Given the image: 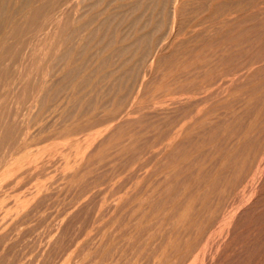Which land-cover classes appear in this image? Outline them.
<instances>
[{
	"label": "rangeland",
	"instance_id": "374dc122",
	"mask_svg": "<svg viewBox=\"0 0 264 264\" xmlns=\"http://www.w3.org/2000/svg\"><path fill=\"white\" fill-rule=\"evenodd\" d=\"M49 1L1 65L0 264H264V0Z\"/></svg>",
	"mask_w": 264,
	"mask_h": 264
},
{
	"label": "bare ground",
	"instance_id": "6f19581e",
	"mask_svg": "<svg viewBox=\"0 0 264 264\" xmlns=\"http://www.w3.org/2000/svg\"><path fill=\"white\" fill-rule=\"evenodd\" d=\"M12 1V3H7V5L5 6V5H1V6H5V9L3 8V7H1L0 8V17H1V19H0V43L2 44L1 46H0V79H1V76H2V72L3 71H5V69H6V67L4 68V70H3V67L1 66L3 63H4V61H6L9 57L10 58H12V57H17V56H19L20 54L19 53H21V48L22 47H24V45H26L27 44V42L30 40V39H32L33 38V34H34V36L36 35H40V34H35L36 32L35 31H39L41 28H40V26L39 25H41L42 26V29H43V24L45 23L46 24V22H47V20H48V17L50 16H48V12H45L44 13V9L45 8H47L48 6H47V4H48V1L49 0H29V9H27V11L26 12H24L25 10H23L22 11V9L20 10V6H18L17 5V1L18 0H11ZM54 1V0H53ZM52 1V2H53ZM58 3H59V1H62V0H56ZM67 1V0H66ZM98 1V0H97ZM113 1V0H112ZM117 1V0H116ZM148 1V0H147ZM146 1V2H147ZM159 1V0H158ZM173 1V0H172ZM175 1V0H174ZM179 1V0H178ZM188 1V0H187ZM192 1V0H191ZM2 2V1H1ZM49 2H51V1H49ZM57 2H53V3H55V6H56V8H57ZM63 2H65L64 0H63ZM62 2V3H63ZM84 2V1H83ZM101 2H103V1H101ZM133 2V1H132ZM220 2V1H219ZM260 2V1H259ZM262 2V1H261ZM19 4L20 3H23V0H22V2H21V0L18 2ZM26 3V2H25ZM61 3V4H62ZM66 3V2H65ZM64 3V5L63 6H65L66 4ZM68 4H69V2H67ZM79 3V2H78ZM92 3V2H91ZM107 3H108V0H107ZM145 3V2H144ZM163 3V2H162ZM175 2H173V4H174ZM49 4H51V7H52V3H49ZM48 4V5H49ZM73 4V3H72ZM84 4H86V3H84ZM113 4V3H112ZM155 4V3H154ZM158 4H159V2H158ZM198 4H199V1H198ZM209 4V3H208ZM256 4H261L262 5V7H263V4L262 3H256ZM255 4V5H256ZM22 5H24L23 7L25 8L26 6H25V4H21V6ZM95 5V4H94ZM120 5V4H119ZM118 5V6H119ZM162 5V4H161ZM177 5H179V4H177ZM249 5V4H248ZM47 6V7H46ZM50 6V5H49ZM55 6H54V8H55ZM61 6V5H60ZM59 6V8L57 9V10H59V12H64V8H63V6H61L64 10L63 11H60V7ZM86 6V5H85ZM110 6V5H109ZM115 6V5H114ZM117 6V5H116ZM123 6V5H122ZM122 6H121V8H122ZM128 6V5H127ZM133 6V5H132ZM140 6V5H139ZM142 6V5H141ZM141 6H140V8H141ZM163 6V5H162ZM166 6V5H165ZM171 6V5H170ZM191 6V5H190ZM214 6V5H213ZM66 7V6H65ZM129 7V6H128ZM127 7V8H128ZM152 7V6H151ZM156 7V6H155ZM189 7V6H188ZM257 7H259V6H257ZM103 7L101 6V9H102ZM111 8V7H110ZM118 8H120V7H117V9ZM120 8V9H121ZM129 8H131V7H129ZM149 8V7H148ZM162 8V7H161ZM174 8V10H175V7H173ZM173 8L171 7V9L173 10ZM181 8V7H180ZM190 8V7H189ZM188 8V9H189ZM225 8V7H224ZM229 8V7H228ZM3 9H4V11H3ZM49 9H50V7H49ZM77 9H78V7H77ZM100 9V8H99ZM114 9H116L115 7H114ZM138 9V8H137ZM152 9H154V8H152ZM169 9V8H168ZM176 9H178L177 8V6H176ZM192 9V8H191ZM258 9H260V8H258ZM262 9V8H261ZM261 9H260V11H261ZM51 11H52V8L50 9ZM50 10H47V11H50ZM55 10V9H54ZM54 10H53V12H54ZM110 10V9H109ZM124 10V9H123ZM130 11L132 10V9H129ZM136 10V9H135ZM155 10V9H154ZM153 10V11H154ZM158 10H159V8H158ZM157 10V11H158ZM174 10L172 11V16L171 17H173L175 14H176V16H177V13L178 12H174ZM245 10V9H244ZM2 11H3V13H2ZM77 11V10H76ZM92 11V10H91ZM97 11V10H96ZM107 11V10H106ZM133 11V10H132ZM170 11V10H169ZM217 11V10H216ZM258 11V10H257ZM263 12H264V8H263V10H262ZM262 11H261V13H262ZM20 12H24V13H20ZM52 12V13H53ZM147 12V11H146ZM199 12V11H198ZM224 11H222V13H223ZM226 12V11H225ZM234 12V11H233ZM56 13V15L57 16H59L60 14H58L56 11L54 12V14ZM109 13V12H108ZM117 13V12H116ZM119 13V12H118ZM131 13V12H130ZM145 13V12H144ZM143 13V14H144ZM193 13V12H192ZM259 13V12H258ZM139 14V13H138ZM156 14V13H155ZM168 14H171L170 12L168 13ZM260 14V13H259ZM264 14V13H263ZM63 15V14H62ZM61 15V16H62ZM90 15V14H89ZM96 15V14H95ZM113 15H115V14H113ZM132 15V14H131ZM137 15V14H136ZM141 15V14H140ZM147 16H148V14H146ZM179 15V14H178ZM182 15H184L183 13H182ZM214 15V14H213ZM224 15V14H223ZM52 16V15H51ZM100 15H98V17H99ZM125 16V15H124ZM151 16V15H150ZM198 16H199V14H198ZM229 16V15H228ZM261 16V15H260ZM52 17H54V16H52ZM60 17V16H59ZM58 17V18H59ZM106 17V16H105ZM109 17H111V15L109 16ZM109 17H107V18H109ZM113 17V16H112ZM182 17V16H181ZM181 17H179V18H181ZM212 17V16H211ZM215 17V16H214ZM230 17V16H229ZM121 18V17H120ZM126 18V17H125ZM139 18H140V16H139ZM151 18V17H150ZM149 18V19H150ZM157 18V17H156ZM178 18V19H179ZM206 18V17H205ZM217 18V17H216ZM93 18H91V20H92ZM104 19V18H103ZM102 19V20H103ZM106 19V18H105ZM141 19H142V15H141ZM152 19V18H151ZM169 19V18H168ZM214 19V18H213ZM235 19V18H234ZM261 19V18H260ZM51 20H53V18H51ZM66 20V19H65ZM94 20V19H93ZM121 20V19H120ZM172 21H173V18L171 19ZM203 20V19H202ZM206 20H207V18H206ZM217 19H215V21H216ZM262 20H264V19H261V20H259V23L262 21ZM55 21V20H54ZM89 21V20H88ZM106 21H107V19H106ZM109 21V20H108ZM107 21V22H108ZM111 21H112V19H111ZM110 21V22H111ZM123 21V20H122ZM171 21V22H172ZM186 21V20H185ZM187 21H188V19H187ZM253 21V20H252ZM251 21V22H252ZM49 22V21H48ZM52 22V21H51ZM90 22V21H89ZM88 22V23H89ZM113 22V21H112ZM136 22V21H135ZM174 22L176 23V19H175V21H173V25H174ZM197 22V21H196ZM83 23V22H82ZM85 23V22H84ZM91 23V22H90ZM134 23V22H133ZM138 23V22H137ZM204 23V22H203ZM207 23V22H206ZM248 23V22H247ZM262 23V22H261ZM260 23V24H261ZM45 24H44V26H45ZM50 24V23H49ZM56 24V23H55ZM71 24V23H70ZM128 24V23H127ZM141 24V23H140ZM149 24V23H148ZM152 24V23H151ZM197 24V23H196ZM213 24V23H212ZM263 25H264V21H263V23H262ZM63 25V24H62ZM98 25H99V23H98ZM144 25V24H143ZM166 25V24H165ZM177 25H179L178 23H177ZM177 25H176V27H177ZM180 25H181V23H180ZM205 25V24H204ZM209 25V24H208ZM111 26V25H110ZM159 26H161V25H159ZM167 27L168 26H170V25H166ZM183 26V25H182ZM49 27V26H48ZM67 27V26H66ZM82 27V26H81ZM105 27V26H104ZM112 27V26H111ZM134 27V26H133ZM137 27V26H136ZM166 27V28H167ZM195 27V26H194ZM196 27H198V25L196 26ZM206 27V26H205ZM256 27V26H255ZM254 27V28H255ZM262 27V26H261ZM40 28V29H39ZM109 28V27H108ZM108 28H106V29H108ZM116 28V27H115ZM199 28V27H198ZM263 28V27H262ZM42 29L39 31V32H41L42 31ZM70 29V28H69ZM112 29V28H111ZM217 29H218V27H217ZM251 29V28H250ZM253 29V28H252ZM49 30V29H48ZM67 30V29H66ZM85 30V29H84ZM97 30V29H96ZM125 30V29H124ZM219 30V29H218ZM217 30V31H218ZM69 31H72V30H69ZM155 31V30H154ZM205 31V30H204ZM64 32V31H63ZM109 32V31H108ZM120 32V31H119ZM123 32V31H122ZM156 32V31H155ZM191 32V31H190ZM210 32H211V30H210ZM43 33V32H42ZM99 33H100V31H99ZM118 33V32H117ZM124 33V32H123ZM212 33V32H211ZM79 34V33H78ZM77 34V35H78ZM95 34V33H94ZM98 34V33H97ZM96 34V35H97ZM132 34V33H131ZM134 34V33H133ZM140 34H141V32H140ZM149 34V33H148ZM152 34V33H151ZM150 34V35H151ZM181 34V33H180ZM196 34H197V32H196ZM199 34H202V33H199ZM210 34V33H209ZM43 35V34H42ZM66 35V34H65ZM68 35V34H67ZM80 35V34H79ZM78 35V36H79ZM143 35V34H142ZM154 35V34H153ZM198 35V34H197ZM246 35V34H245ZM45 36V35H44ZM69 36V35H68ZM145 36V35H144ZM161 36V35H160ZM41 37V36H40ZM110 38H111V36H109ZM114 37V36H113ZM121 37V36H120ZM124 37V36H123ZM146 37V36H145ZM155 37V36H154ZM174 37V36H173ZM192 37V36H191ZM34 38H36V37H34ZM74 38H75V36H74ZM83 38V37H82ZM109 38V39H110ZM143 38V37H142ZM141 38V39H142ZM149 38V37H148ZM163 38V37H162ZM45 39V38H44ZM104 39V38H103ZM120 39V38H119ZM156 39V38H155ZM161 39V38H160ZM159 39V40H160ZM172 39V38H171ZM41 40V39H40ZM137 40V39H136ZM173 40V39H172ZM171 40V41H172ZM254 40V39H253ZM100 41V40H99ZM124 41V40H123ZM133 41V40H132ZM144 41H146V40H143V42ZM152 41V40H151ZM151 41H148V42H151ZM216 41H217V39H216ZM31 42V41H30ZM128 42V41H127ZM126 42V43H127ZM131 42V41H130ZM135 43L137 42V41H134ZM142 42V43H143ZM147 42V41H146ZM162 42V41H161ZM173 42V41H172ZM177 42V41H176ZM175 42V43H176ZM187 42V41H186ZM236 42V41H235ZM241 42V41H240ZM108 43V42H107ZM138 43V42H137ZM136 43V44H137ZM165 43V42H164ZM77 44V43H76ZM87 44V43H86ZM96 44H97V42H96ZM152 44V43H151ZM161 44V43H160ZM159 44V45H160ZM185 44V43H184ZM187 44V43H186ZM237 44V43H236ZM242 44V43H241ZM75 45V44H74ZM139 45V44H138ZM41 46V45H40ZM39 46V47H40ZM127 46V45H126ZM144 46H146V45H144ZM163 46V45H162ZM38 47V48H39ZM119 47V46H118ZM159 47H161V46H159ZM182 47V46H181ZM184 47V46H183ZM212 47V46H211ZM221 47V46H220ZM41 48V47H40ZM101 48H103V47H101ZM234 48V47H233ZM34 49V48H33ZM68 49V48H67ZM124 48H122L121 50H123ZM128 49H129V47H128ZM131 49V48H130ZM132 49H134V48H132ZM160 49V48H159ZM181 49V48H180ZM192 49V48H191ZM205 49V48H204ZM256 49V48H255ZM76 50H77V48H76ZM80 50V49H79ZM107 50V49H106ZM127 50V49H126ZM147 50H148V46H147ZM167 50H168V47H167ZM207 50V49H206ZM237 50V49H236ZM109 51V50H108ZM112 51V50H111ZM151 50H149V52H150ZM158 51V50H157ZM160 51V50H159ZM191 51V50H190ZM264 51V50H263ZM37 52V51H36ZM66 52V51H65ZM71 52V51H70ZM73 52V51H72ZM103 52V51H102ZM113 52V51H112ZM123 52V51H122ZM125 52V51H124ZM182 52V51H181ZM22 53H24V52H22ZM43 53V52H42ZM68 53V52H67ZM66 53V54H67ZM104 53V52H103ZM111 53V52H110ZM157 53V52H156ZM163 53V52H162ZM189 53V52H188ZM136 54V53H135ZM142 54V53H141ZM192 54V53H191ZM29 55V54H28ZM59 55H61V54H59ZM68 55V54H67ZM83 55V54H82ZM134 55V54H133ZM24 56V55H23ZM32 56V55H31ZM49 56V55H48ZM47 56V57H48ZM131 56V55H130ZM140 56V55H139ZM146 56V55H145ZM182 56V55H181ZM209 56V55H208ZM257 56V55H256ZM33 57V56H32ZM42 57H43V55H42ZM55 57V56H54ZM59 57V56H58ZM83 57V56H82ZM109 57V56H108ZM150 57V56H149ZM148 57V58H149ZM224 57V56H223ZM31 58V57H30ZM35 58V57H34ZM40 58V57H39ZM65 58V57H64ZM133 58V57H132ZM147 58V57H146ZM212 58V57H211ZM18 59V58H17ZM24 59V58H23ZM45 59V58H44ZM59 59H61V58H59ZM89 59V58H88ZM98 59V58H97ZM104 59V58H103ZM174 59V58H173ZM196 59H197V57H196ZM210 59V58H209ZM217 59H218V57H217ZM12 60H13V58H12ZM12 60H10L9 59V62H10V64H11V61ZM15 60V59H14ZM13 60V61H14ZM20 60V59H19ZM46 60V59H45ZM48 60V59H47ZM86 60V59H85ZM101 60V59H100ZM125 60V59H124ZM189 60V59H188ZM206 60V59H205ZM12 61V63L14 64V63H16V62H13ZM16 61V60H15ZM136 61V60H135ZM134 61V62H135ZM18 62V61H17ZM47 62V61H46ZM85 62V61H84ZM106 62V61H105ZM137 62V61H136ZM159 62V61H158ZM157 62V63H158ZM193 62V61H192ZM61 63V62H60ZM59 63V64H60ZM118 63V62H117ZM127 63V62H126ZM191 63V62H190ZM5 64V63H4ZM18 64V63H17ZM62 64V63H61ZM79 64V63H78ZM81 64V63H80ZM84 64V63H83ZM99 64V63H98ZM122 64H123V62H122ZM121 64V65H122ZM146 64V63H145ZM184 64V63H183ZM188 64V63H187ZM5 65H7V63L5 64ZM21 65V64H20ZM142 65V64H141ZM148 65V64H147ZM263 65V64H262ZM12 66H14V65H12ZM77 66H81V65H77ZM86 66V65H85ZM89 66V65H88ZM97 66H99V65H97ZM116 66V65H115ZM118 66V65H117ZM131 66V65H130ZM136 66V65H135ZM152 66V65H151ZM151 66H150V68H151ZM217 66V65H216ZM7 67H8V69H9V66L7 65ZM59 67V66H58ZM83 67V66H82ZM109 67V66H108ZM149 67V66H148ZM249 67V66H248ZM11 68H13V67H11ZM15 68V67H14ZM26 68V67H25ZM39 68V67H38ZM72 68V67H71ZM74 68V67H73ZM90 68V67H89ZM93 68H95V67H93ZM129 68V67H128ZM132 68V67H131ZM147 68V67H146ZM155 68H156V66H155ZM181 68V67H180ZM244 68V67H243ZM7 69V70H8ZM17 69V68H16ZM69 69V68H68ZM100 69V68H99ZM133 69V68H132ZM140 69V68H139ZM233 69V68H232ZM258 69V68H257ZM10 70V69H9ZM9 70L7 71V72H5V74H7L8 72H9ZM31 70V69H30ZM34 70V69H33ZM64 69H62V71H63ZM141 70V69H140ZM11 71V70H10ZM13 71V70H12ZM69 71H72V70H69ZM74 71V70H73ZM80 71V70H79ZM83 71V70H82ZM139 71V70H138ZM187 71V70H186ZM196 71V70H195ZM51 72V71H50ZM60 72V71H59ZM64 72V71H63ZM99 72H100V70H99ZM10 73V72H9ZM22 73V72H21ZM42 73V72H41ZM47 73V72H46ZM45 73V74H46ZM71 73V72H70ZM76 73V72H75ZM95 73V72H94ZM101 73V72H100ZM99 73V74H100ZM186 73V72H185ZM19 74V73H18ZM60 74V73H59ZM63 74V73H62ZM67 74H69V73H67ZM66 74V75H67ZM153 74V73H152ZM180 74V73H179ZM39 75V74H38ZM70 75V74H69ZM93 75V74H92ZM91 75V76H92ZM95 75V74H94ZM107 75V74H106ZM121 75V74H120ZM134 75V74H133ZM245 75V74H244ZM23 76V75H22ZM79 76H81L80 74H79ZM102 76V75H101ZM110 76H113V75H110ZM117 76V75H116ZM3 77V76H2ZM4 77H6V76H4ZM44 77V76H43ZM89 77V76H88ZM96 77V76H95ZM103 77V76H102ZM134 77H136V76H134ZM37 78V77H36ZM87 78V77H86ZM99 78H101V77H99ZM115 78V77H114ZM118 78H119V76H118ZM244 78V77H243ZM5 80L7 79V78H4ZM9 79V78H8ZM29 79V78H28ZM28 79H27V81H28ZM45 79V78H44ZM83 79H84V77H83ZM87 79H89V78H87ZM93 79V78H92ZM110 79V78H109ZM126 79V78H125ZM124 79V80H125ZM130 79V78H129ZM132 79V78H131ZM5 80H2L1 82H7V81H5ZM42 80V79H41ZM82 80V79H81ZM96 80H98V78L96 79ZM71 81H72V79H71ZM90 81V80H89ZM88 81V82H89ZM130 81V80H129ZM86 82V81H85ZM126 82V81H125ZM239 82V81H238ZM16 83V82H15ZM18 83V82H17ZM43 83V82H42ZM78 83V82H77ZM82 83V82H81ZM96 83V82H95ZM105 83V82H104ZM134 83V82H133ZM179 83V82H178ZM1 84V83H0ZM4 84V83H3ZM98 84V83H97ZM102 84V83H101ZM125 84V83H124ZM39 85V84H38ZM41 85V84H40ZM78 85V84H77ZM76 85V86H77ZM85 85V84H84ZM93 85V84H92ZM2 86L3 85H1V88H2ZM70 86V85H69ZM80 86V85H79ZM95 86V85H94ZM105 86V85H104ZM160 86V85H159ZM224 86V85H223ZM41 87V86H40ZM103 87V86H102ZM116 87V86H115ZM219 87V86H218ZM5 88V87H4ZM38 88V87H37ZM44 88V87H43ZM104 89V88H103ZM106 89V88H105ZM113 89V88H112ZM3 90V89H2ZM2 90H1V93H0V95H2ZM4 90H6V89H4ZM10 90V89H9ZM89 90H91V89H89ZM101 90V89H100ZM99 90V91H100ZM139 90V89H138ZM56 91V90H55ZM60 91V90H59ZM74 91V90H73ZM121 91H123V90H121ZM3 92H6V91H3ZM98 92V91H97ZM102 92V91H101ZM163 92V91H162ZM75 93V92H74ZM92 93V92H91ZM118 93V92H117ZM116 93V94H117ZM213 93V92H212ZM4 94V93H3ZM62 94H64V93H62ZM71 94V93H70ZM89 94V93H88ZM106 94V93H105ZM121 94V93H120ZM226 94V93H225ZM33 95V94H32ZM69 95V94H68ZM74 95V94H73ZM83 95V94H82ZM126 95V94H125ZM239 95V94H238ZM257 95V94H256ZM14 96V95H13ZM119 96V95H118ZM138 96V95H137ZM2 97V96H1ZM6 97V96H5ZM73 97V96H72ZM96 97V96H95ZM134 97V96H133ZM36 98V97H35ZM64 98V97H63ZM170 98V97H169ZM212 98V97H211ZM72 99H74V98H72ZM1 100V99H0ZM76 100H77V98H76ZM88 100V99H87ZM132 100V99H131ZM3 102H4V100H2ZM12 101V100H11ZM69 101V100H68ZM71 101V100H70ZM128 101V100H127ZM3 102H1L0 104L2 105L3 104ZM20 102V101H19ZM77 102H78V100H77ZM247 102V101H246ZM254 102V101H253ZM61 103V102H60ZM80 103V102H79ZM104 103V102H103ZM18 104V103H17ZM0 105V106H1ZM12 105V104H11ZM131 105V104H130ZM159 105V104H158ZM254 105V104H253ZM5 106V105H4ZM65 106V105H64ZM154 106V105H153ZM65 107H67V106H65ZM155 107V106H154ZM9 108V107H8ZM14 108V107H13ZM161 108V107H160ZM159 108V109H160ZM1 109V108H0ZM75 109V108H74ZM84 109V108H83ZM90 109V108H89ZM118 109V108H117ZM135 109V108H134ZM155 109H156V107H155ZM4 110V109H3ZM67 110V109H66ZM114 110H115V108H114ZM111 111V110H110ZM65 113V112H64ZM112 113H114V112H112ZM119 113V112H118ZM56 114V113H55ZM72 115V114H71ZM122 115V114H121ZM123 115H124V113H123ZM259 115V114H258ZM14 116H16V115H14ZM18 116V115H17ZM24 116V115H23ZM64 116V115H63ZM75 117V116H74ZM107 117V116H106ZM121 117V116H120ZM210 117V116H209ZM235 117V116H234ZM58 118V117H57ZM65 118V117H64ZM112 118H113V116H112ZM24 119V118H23ZM106 119V118H105ZM118 119H120V118H118ZM56 120V119H55ZM75 120V119H74ZM185 120V119H184ZM70 122V121H69ZM11 124V123H10ZM112 124V123H111ZM119 124V123H118ZM195 124V123H194ZM12 126V125H11ZM108 126V125H107ZM106 126V127H107ZM118 126V125H117ZM15 127V126H14ZM96 127V126H95ZM110 127V126H109ZM132 127V126H131ZM85 128V127H84ZM111 128V127H110ZM26 129V128H25ZM247 129V128H246ZM14 130V129H13ZM96 130V129H95ZM94 130V131H95ZM99 130V129H98ZM17 132H19V131H17ZM21 132V131H20ZM76 132V131H75ZM98 132V131H97ZM140 132V131H139ZM77 133V132H76ZM85 133V132H84ZM83 133V134H84ZM93 133V132H92ZM70 134V133H69ZM78 134V133H77ZM68 135V134H67ZM71 135V134H70ZM87 135V134H86ZM232 135V134H231ZM97 136V135H96ZM95 135H94V137H96ZM11 137V136H10ZM24 137V136H23ZM89 137H91V135L89 136ZM80 138H82V137H80ZM24 139V138H23ZM84 139V137L82 138V140ZM86 139V138H85ZM81 140V141H82ZM3 141V140H2ZM80 141V140H79ZM84 141V140H83ZM88 141H89V139H88ZM57 142V141H56ZM3 143V142H2ZM7 143V142H6ZM10 144V143H9ZM14 144V143H13ZM14 147V146H13ZM85 147V146H84ZM128 148V147H127ZM6 149V148H5ZM18 149V148H17ZM27 149V148H26ZM263 149V148H262ZM7 151V150H6ZM61 151V150H60ZM78 151V150H77ZM2 153V152H1ZM10 153V152H9ZM48 153V152H47ZM53 153H54V151H53ZM58 156V155H57ZM64 157V156H63ZM234 157V156H233ZM46 158V157H45ZM55 159V158H54ZM65 159V158H64ZM63 159V160H64ZM47 161V160H46ZM52 161V160H51ZM50 161V162H51ZM57 162V161H56ZM47 163V162H46ZM52 163H53V161H52ZM133 164V163H132ZM50 165V164H49ZM215 165V164H214ZM258 167V166H257ZM39 168V167H38ZM44 168V167H43ZM42 168V169H43ZM33 169H34V167H33ZM41 169V170H42ZM19 171V170H18ZM40 171V170H39ZM48 171V170H47ZM52 171V170H51ZM117 171V170H116ZM42 173V172H41ZM90 173V172H89ZM33 174V173H32ZM16 175V174H15ZM4 176V175H3ZM82 176V175H81ZM32 177V176H31ZM36 178V177H35ZM77 179V178H76ZM0 180H2V179H0ZM45 181V180H44ZM28 182V181H27ZM41 183V182H40ZM262 184V183H261ZM49 185V184H48ZM258 188V187H257ZM262 189V188H261ZM6 191V190H5ZM26 193V192H25ZM8 206V205H7ZM258 206V205H257ZM248 207V206H247ZM247 209V208H246ZM10 211V210H9ZM245 212H246V210H244ZM243 211V212H244ZM241 214V213H240ZM247 217V216H246ZM253 218V217H252ZM257 219V218H256ZM2 220V219H1ZM258 221V220H257ZM229 222V221H228ZM234 222V221H233ZM5 224H7V223H5ZM229 224V223H228ZM250 224V223H249ZM236 225V224H235ZM243 226V225H242ZM3 227V226H2ZM264 227V226H263ZM233 228V227H232ZM259 228V227H258ZM221 229V228H220ZM236 229V228H235ZM261 230V229H260ZM48 231V230H47ZM236 231V230H235ZM250 231V230H249ZM259 231V230H258ZM239 233V232H238ZM249 234V233H248ZM233 235V234H232ZM259 235V234H258ZM230 236V235H229ZM261 236V235H260ZM240 237V236H239ZM245 238V237H244ZM14 239V238H13ZM254 239V238H253ZM243 241V240H242ZM242 244V243H241ZM244 244V243H243ZM250 245V244H249ZM257 245V244H256ZM253 247V246H252ZM212 248V247H211ZM232 248V247H231ZM240 248V247H239ZM254 249H255V247H254ZM245 251V250H244ZM215 252V251H214ZM218 252V251H217ZM237 254V253H236ZM249 254V253H248ZM230 255H232V254H230ZM262 257H263V255H262ZM212 258V257H211ZM232 258V257H231ZM241 258V257H240ZM251 258V257H250ZM227 261V260H226ZM240 261V260H239ZM243 261V260H242ZM207 263V262H206ZM212 264V263H211ZM235 264V263H234Z\"/></svg>",
	"mask_w": 264,
	"mask_h": 264
}]
</instances>
